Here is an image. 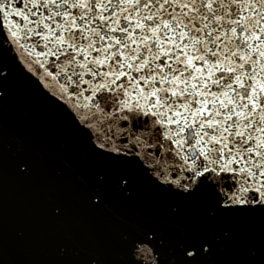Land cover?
<instances>
[{"label": "snow or ice", "instance_id": "obj_1", "mask_svg": "<svg viewBox=\"0 0 264 264\" xmlns=\"http://www.w3.org/2000/svg\"><path fill=\"white\" fill-rule=\"evenodd\" d=\"M15 84L74 141L57 175L97 221L47 264H264V0H0V264H32L5 220L7 174L38 169L5 139Z\"/></svg>", "mask_w": 264, "mask_h": 264}, {"label": "water", "instance_id": "obj_2", "mask_svg": "<svg viewBox=\"0 0 264 264\" xmlns=\"http://www.w3.org/2000/svg\"><path fill=\"white\" fill-rule=\"evenodd\" d=\"M4 118L7 144L14 147L17 139L24 140L27 146L36 149L38 161L37 175L32 180H17L10 171L5 179L4 206L10 258L47 264L55 259V244L68 229L97 222L85 210L75 206L69 194L70 181L57 175L62 158L78 160V154L59 117L21 84L13 85ZM50 197L67 199L69 214L64 221L57 222L48 217L46 205ZM251 223L259 228V220ZM18 230L25 234L22 243L15 239Z\"/></svg>", "mask_w": 264, "mask_h": 264}]
</instances>
